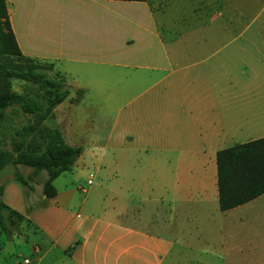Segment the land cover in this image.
I'll list each match as a JSON object with an SVG mask.
<instances>
[{
    "label": "crops",
    "instance_id": "1",
    "mask_svg": "<svg viewBox=\"0 0 264 264\" xmlns=\"http://www.w3.org/2000/svg\"><path fill=\"white\" fill-rule=\"evenodd\" d=\"M5 4L23 56L49 63L54 71L56 65L67 71L80 65L90 75L109 68L134 72L131 82L120 88V120H113L103 144L93 145L90 152L80 146L74 165L93 162L96 178L87 183L89 172L87 189L76 186L84 196L55 183V177L50 182L53 194L47 198L41 184L28 179L32 188L27 189L16 181L11 165L7 190L0 178L1 201L21 215L8 218L3 212L4 222L13 224L0 228V264H169L174 235L196 236L188 242L193 245L198 234L219 229L212 221L215 217L221 225L261 195L219 210L215 153L264 137V19L259 33L226 41L242 38L231 45L227 70L219 59L198 70L193 66L210 54L157 50L161 40L156 0ZM174 35L170 42L221 39L187 32ZM257 57L263 72H253ZM164 70L182 73L162 83ZM98 89L108 91L110 99L109 87L99 84ZM130 91L134 94L123 101ZM64 137L79 146L75 137L70 136V142ZM97 142L91 138L88 143ZM47 204L52 206L50 216L47 209H37Z\"/></svg>",
    "mask_w": 264,
    "mask_h": 264
},
{
    "label": "rangeland",
    "instance_id": "2",
    "mask_svg": "<svg viewBox=\"0 0 264 264\" xmlns=\"http://www.w3.org/2000/svg\"><path fill=\"white\" fill-rule=\"evenodd\" d=\"M153 7L158 19L157 31L161 40V44L156 43L157 50L195 49L205 53L204 55L210 54L204 63L193 66L198 70L209 67L216 59L221 60L227 70L229 58L232 56L231 45L240 43L242 38H236L231 43L226 41L233 36L242 37L249 33H259L260 21L264 19V0H156ZM184 32L190 35L221 36V39L209 42H170V37H175L174 34ZM168 34H171L170 37ZM170 44L173 46L170 47ZM253 53L256 55L255 52ZM12 61L25 67L23 61L18 59ZM253 62V72H263L260 58L253 59ZM178 63L181 64V62ZM238 68L245 71L243 66ZM166 70L162 71L166 74L162 83H167L177 73H182V70ZM34 71L41 72L46 77L61 83L62 86L57 94L64 92L66 95L58 103H49L53 98H47L42 95L41 90H35L36 96L49 113L38 122L34 131L23 129L25 126L36 124L34 116L21 112L17 104L6 107L0 121V149L12 156L17 152L15 145L18 142L23 143L21 148L23 150L31 149L28 145L31 140L40 146L43 135L35 129L46 127H57L67 139L70 136L75 137L76 144L89 152L94 150L91 148L93 145L103 144L102 141L111 130L113 120L115 118L120 120V88L124 87L123 84L131 82L134 69L120 68V71H117L116 68H109L108 72L90 75L80 65L73 66L72 71L56 65L57 74L39 61L36 62ZM9 81L12 91L20 94L25 92L27 83L24 80L11 76ZM91 81L92 83L89 84ZM99 84L110 88V99H107L108 91L98 89ZM121 93H123L122 90ZM133 94L134 92L130 91L122 100L130 98ZM116 125V130L120 131V122H116ZM91 138L98 139V142L88 143ZM68 141L70 142L69 139ZM93 165V162L83 166L78 163L73 164L69 170L62 171L56 176L55 183L72 187L77 197H82L85 192L76 190V186L87 189L86 179L89 172H92L91 180H96L93 176ZM10 167L8 164L0 171L1 182L6 190L12 183V180L7 179ZM18 169L39 187L40 184L43 185L46 177L43 170L34 171L23 165H18ZM40 207L37 209H47L46 215H51L52 206L47 204ZM35 209L36 207H33L28 212ZM212 221L215 226H219V229L209 234H198L199 241L195 238L193 245H189L188 242L196 236L174 235L169 264H264V193L237 208L227 220H223L221 225H218L216 217ZM198 257L203 261L201 262ZM164 264L168 263L164 262Z\"/></svg>",
    "mask_w": 264,
    "mask_h": 264
},
{
    "label": "trees",
    "instance_id": "3",
    "mask_svg": "<svg viewBox=\"0 0 264 264\" xmlns=\"http://www.w3.org/2000/svg\"><path fill=\"white\" fill-rule=\"evenodd\" d=\"M13 59L23 61L25 67L23 68L22 64L13 63ZM39 61L20 53L10 27L5 0H0V121L4 109L17 104L21 112L35 117L36 124L23 127L24 130L32 131L38 122L49 113L36 96L35 90H41L42 95L53 98L49 103H58L65 97L64 92L57 94L62 86L61 83L46 77L41 72L34 71L36 62ZM42 64L52 69L51 64L44 61ZM55 72L58 74L57 71ZM11 76L27 83L23 94L10 89ZM35 130L42 132L43 135L40 146L31 140L28 142L31 149L23 150L21 149L23 143L18 142L15 145L17 152L12 156L0 149V169L10 164L13 167V178L27 189H31L32 186L19 171L18 165L30 167L34 171L43 170L46 177L43 181L42 192L48 198L53 194L51 180L62 171L71 168L81 152V147L68 144L57 127L36 128ZM215 164L219 210L223 211L243 204L264 193V137L219 149L215 153ZM1 192L0 185V228L5 229L8 224H13V221L9 220L6 224L3 212L7 213L8 218L13 216L19 219L21 215L1 201Z\"/></svg>",
    "mask_w": 264,
    "mask_h": 264
},
{
    "label": "built area",
    "instance_id": "4",
    "mask_svg": "<svg viewBox=\"0 0 264 264\" xmlns=\"http://www.w3.org/2000/svg\"><path fill=\"white\" fill-rule=\"evenodd\" d=\"M91 177H92V175L89 174V178L87 179V183H90L91 182ZM24 262H27V260H24Z\"/></svg>",
    "mask_w": 264,
    "mask_h": 264
}]
</instances>
